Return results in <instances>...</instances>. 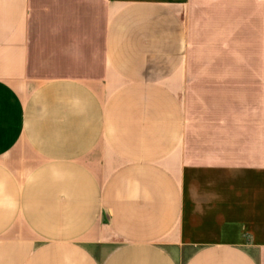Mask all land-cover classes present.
<instances>
[{
	"label": "crops",
	"instance_id": "crops-1",
	"mask_svg": "<svg viewBox=\"0 0 264 264\" xmlns=\"http://www.w3.org/2000/svg\"><path fill=\"white\" fill-rule=\"evenodd\" d=\"M0 264H264V0H0Z\"/></svg>",
	"mask_w": 264,
	"mask_h": 264
}]
</instances>
